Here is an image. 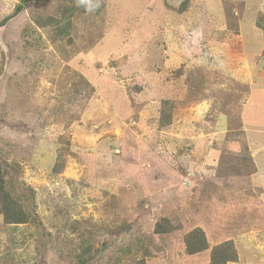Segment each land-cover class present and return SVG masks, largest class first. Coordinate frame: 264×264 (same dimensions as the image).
I'll return each mask as SVG.
<instances>
[{"label":"rangeland","instance_id":"obj_1","mask_svg":"<svg viewBox=\"0 0 264 264\" xmlns=\"http://www.w3.org/2000/svg\"><path fill=\"white\" fill-rule=\"evenodd\" d=\"M68 3L0 0V168L31 214L0 215V264L264 250L242 141L248 112L264 125V0H93L70 37L36 25ZM196 229L208 249L189 255Z\"/></svg>","mask_w":264,"mask_h":264},{"label":"trees","instance_id":"obj_2","mask_svg":"<svg viewBox=\"0 0 264 264\" xmlns=\"http://www.w3.org/2000/svg\"><path fill=\"white\" fill-rule=\"evenodd\" d=\"M69 3L60 11V18H49L45 22H37L36 25L39 27H45L47 25L55 26L57 31L55 37L58 39L70 37L73 19L77 18V12L79 9L84 10L85 4L93 3V0H67ZM247 162V160H245ZM248 163V162H247ZM248 166L252 169L251 165ZM61 167V166H59ZM252 171V170H251ZM250 171V172H251ZM5 178L1 174L0 168V215L4 216V221L7 224H25L30 222L31 214L25 210L22 205L20 198L11 196L5 192ZM23 194L27 191L34 194L35 192L30 189L23 188ZM157 233L159 232V224H157ZM187 241V252L189 255H195L208 249V243L204 232L201 229H196L193 233L188 235ZM228 254L224 258H220L223 254L222 250H215L212 254L211 264H228L229 262H238L239 255L237 248L235 249L232 241L226 242L225 244Z\"/></svg>","mask_w":264,"mask_h":264},{"label":"crops","instance_id":"obj_3","mask_svg":"<svg viewBox=\"0 0 264 264\" xmlns=\"http://www.w3.org/2000/svg\"><path fill=\"white\" fill-rule=\"evenodd\" d=\"M259 86L261 92L260 95H264V86L263 85H259ZM250 113L254 114V112H248V114ZM248 114H246L242 118L243 119L242 131L244 132L242 141L244 142L245 146L248 147L249 150L247 162L252 167V171L249 176L250 181L252 180V188L258 190L261 195L260 199L264 200V125L263 126L254 125L258 123V121H256L255 119H253L252 123L245 122L244 121L245 117L248 119L253 117V116L248 117ZM261 200L260 203L264 207V203ZM246 244L249 245L250 243H246ZM263 251L264 250L254 247L253 250L248 252L249 254H244V256L240 255V261L234 263L229 262L228 264H243V260L245 259L242 258H246V257L251 258L253 264H264Z\"/></svg>","mask_w":264,"mask_h":264},{"label":"water","instance_id":"obj_4","mask_svg":"<svg viewBox=\"0 0 264 264\" xmlns=\"http://www.w3.org/2000/svg\"><path fill=\"white\" fill-rule=\"evenodd\" d=\"M22 9H23V7H22V6H19V8L16 10V12H14L13 14H11V15H9V16H7V17L5 18L3 24H5L7 21H9V20L15 18V17L20 13V11H21Z\"/></svg>","mask_w":264,"mask_h":264}]
</instances>
